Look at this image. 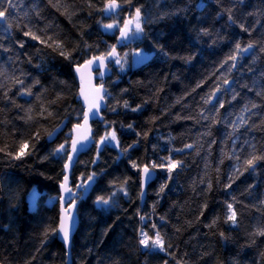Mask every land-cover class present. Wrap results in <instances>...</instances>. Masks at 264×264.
<instances>
[{
  "label": "trees",
  "instance_id": "16d2710c",
  "mask_svg": "<svg viewBox=\"0 0 264 264\" xmlns=\"http://www.w3.org/2000/svg\"><path fill=\"white\" fill-rule=\"evenodd\" d=\"M107 2L12 0L16 7L0 25V149H5L0 151V264H66L65 249L51 229L58 228L67 155L52 153L61 144L68 153L71 131L82 121L74 70L112 45L118 54L125 50L120 35L102 30L113 21L102 10ZM117 3L121 9L113 16L120 26L136 7L141 9L147 23L128 48L151 58L123 74L110 60L108 76L98 81L109 93L102 121L92 123L93 145L70 176L75 189L96 174L77 199L71 264H264V235L256 234L264 228V159L244 165L253 151L264 156V95H257L264 93V0ZM28 21L51 47L23 35ZM9 22L13 27L6 31ZM237 43L253 48L237 53ZM231 55L237 59H228ZM28 88L32 95L22 94ZM137 106L138 111L131 110ZM241 116L246 123L240 124ZM106 122L119 146L99 145ZM61 125L49 142V133ZM22 141L29 143V155L19 160L7 155ZM169 155L180 166L170 179L166 168L152 170L155 179L141 203L139 169ZM122 184L127 195L120 191ZM32 189L38 193L34 210L27 202ZM100 196L111 197L109 204L98 206ZM228 203L237 213L235 225L226 221ZM141 229L150 237L158 230L167 251L142 248Z\"/></svg>",
  "mask_w": 264,
  "mask_h": 264
},
{
  "label": "snow or ice",
  "instance_id": "6c2138e0",
  "mask_svg": "<svg viewBox=\"0 0 264 264\" xmlns=\"http://www.w3.org/2000/svg\"><path fill=\"white\" fill-rule=\"evenodd\" d=\"M239 3H243V0H238ZM15 5L12 3V0H3V3L0 4V21H4L6 19V13L8 14V16H11V12L9 11V9H15ZM121 5L117 3V0H108V2L105 4L104 9H102L104 12L109 13V14H116L118 12V10L120 9ZM198 7H203L202 4L198 5ZM228 11V19L229 21L235 23L233 16H232V9H227ZM27 14H25L26 16ZM37 15H39V13H37ZM31 21H28L27 23H23L22 28L23 29H27L26 31H23V35L26 37H30L32 40H39L41 43L47 44V46L51 47L52 44H48L47 41L45 40H41V37L39 35L36 34V31H33V28L30 26L31 25ZM147 23V20L145 18L142 17L141 14V9L139 7L135 8L134 13L127 19L124 20V23L122 26H120L118 23H113V24H104L102 25V27L105 30H112V29H118L119 33H120V42L126 40L129 38V33H131L132 35L135 36H139L140 34L143 33L144 28H143V24ZM13 27L12 23L9 22L7 23V28L5 29L6 31L8 29H11ZM17 27H21L20 24H17ZM241 29L247 31V29L244 28V25L241 24L240 25ZM37 31H40L39 29H37ZM202 34L204 35H208V31L207 29H203L202 30ZM49 40H51L52 38L49 37ZM19 47L23 48L24 47V42L23 41H17ZM53 43L56 44L57 48H60L61 45L58 42L53 41ZM0 47H2V45H0ZM253 48V44L249 43L247 45L246 48H242L241 45L239 43L236 44L235 46V51L237 53L240 52H247L249 51V49ZM261 51H264V48H261ZM61 55H66V53L64 51H61L60 53ZM127 55V54H125ZM134 55L136 56H141V54L139 52L134 53ZM115 60V63L117 65L121 66V70H123V64L121 59L118 56V53L116 52V46L112 45L110 46V50L107 51L104 54L98 55V56H92L90 59L86 60L84 62V64L80 67H77L76 71L77 72H81V68H85V69H91L93 66H95L97 68V70L100 71V76L101 78L104 75V72L102 71V69H104L106 67V61L109 60ZM147 59V57H141V60ZM230 60L235 61L237 59L236 55H231L229 56ZM227 61H225L226 63ZM234 66V65H233ZM81 79L83 80V74H81ZM17 83L19 84H23V80L17 79L16 80ZM36 83H39V81H36ZM225 83H227V81H225ZM217 91H219V89H217ZM22 94L25 95H32L31 92V88H28L26 90H24L22 92ZM5 97H7V93L5 92ZM81 95H84L83 92H81ZM109 95V93H107L104 89L103 83H101L98 87H96L93 90V95L91 97V99H89L88 97H85V102L88 105L87 110L83 112L82 116H83V124L77 123L74 126L73 131L77 132L78 130L84 128L87 124L88 121L94 117H97L99 115L100 112V108H101V101L104 100L105 96ZM213 96L215 95L214 93L212 94ZM257 95H264V93H257ZM37 99H39V97H37ZM233 99H235V96H233ZM218 103H220L219 101H217ZM14 103V101H13ZM205 103H209V100H205ZM125 108H128V102L125 101L124 105ZM140 106H137L136 108H132V111H138ZM220 107H223V103H220ZM253 108L256 107L255 104L252 105ZM249 109H247V107L245 108V111H248ZM113 111H115V108H113ZM203 119H208L207 116H203ZM29 119H31V117H29ZM102 119V117H101ZM240 121V124H244L246 123V121L244 120V118L241 116L238 118ZM106 131L105 134L100 137V141L99 143L101 145L105 144V143H112L115 142L116 146H119V141L117 138V134L116 131L113 129L111 131L107 130V128H111L110 124H107L106 122ZM239 124H236L235 122L233 123V128L234 130H237L239 128ZM129 128H132V125L128 126ZM209 134L210 133H206ZM54 135V133H49V138L51 139V137ZM137 135H140V133H137ZM145 136L147 135L146 133L144 134ZM88 137L81 135V136H73L72 137V142H71V151L72 153H77L79 151L78 145H82V143L84 141H87ZM134 142L133 145H129V147H134L135 146ZM185 148H193L192 144H187L185 145ZM254 148V146H253ZM29 149V143L27 141H22L19 146L18 149L14 152V153H7V155L11 156L13 159H21L24 156H27L30 154L29 151H27ZM0 151H5V149H0ZM124 151H127V149H124ZM173 151H183L182 149H174ZM98 152H99V148H98ZM60 154H64L67 155V159L68 162L64 164V169L67 172V170L70 168L72 162H73V157L72 155H68L67 150L65 148V144H61L59 145V147H57L52 155L53 156H59ZM249 157L248 159L244 160V165L248 166V167H252L254 162L257 159H264V156H257L255 154V151H253L252 153H249ZM232 157H229V159H231ZM237 160L240 159L239 156L235 157ZM223 161H221L222 163ZM181 161H177V160H173L171 155H169L168 157H162L160 160V163H156L153 162L150 166L145 164L143 166L142 169H139L143 172V181L147 182L149 179H151V173L152 170L156 169V168H161L164 169L166 168L168 174H169V179L171 178V173L178 167L180 166ZM132 167L133 168H139V166L133 162L132 163ZM218 170V169H217ZM238 171V169H237ZM95 173H93L92 175H89L87 177V181L84 184H80L77 185L78 188H84L87 185V182H91L94 181L95 179ZM229 180H233V177H229ZM63 183L60 185L61 189L68 193V197L67 199L63 196L60 197L61 203L63 205V203H68L69 205L73 204V196H72V190L71 188L68 187V181H69V176L67 174L64 175L63 178ZM127 183V180L124 181V184ZM124 184H122L120 186V191L124 192L125 195H127V192L124 188ZM90 186V185H87ZM164 187H166V185L162 186L160 191L163 192ZM212 185L211 183L208 184V188L209 190L211 189ZM226 187H231V184L226 185ZM113 196L115 195V193L112 194ZM141 195L143 196V191L141 192ZM111 199V197L109 198H105L103 196L97 197L96 200V204L98 206H102V205H108L109 204V200ZM204 208H207V204L205 203ZM227 210H228V214L226 216V221H231L233 223V225H235L237 223V213L234 210L233 207V203H228L227 204ZM201 215H203V213H201ZM140 219L143 221L145 219L144 216H141ZM163 219V218H161ZM215 220L213 221V224H215ZM73 223V217L71 215L70 209L69 208H64L62 211V215L60 218V224L58 228H54L51 229L52 233H60L61 234V238L63 239V241L65 242V244H67L69 242V238H70V230H71V226ZM211 226V225H210ZM153 229H156V225L153 224L152 225ZM256 234L258 235H264V228H260L257 230ZM45 235H47V232L45 233ZM221 236H223V233H221ZM139 244L142 246V248L144 249H148L149 251H156L159 250L161 252H166L167 249L165 247V241L164 238L162 237L161 233L157 230L154 233V236H149L147 232H145L143 229L140 230V239H139ZM168 247L170 248L171 245L169 244Z\"/></svg>",
  "mask_w": 264,
  "mask_h": 264
},
{
  "label": "water",
  "instance_id": "95a60500",
  "mask_svg": "<svg viewBox=\"0 0 264 264\" xmlns=\"http://www.w3.org/2000/svg\"><path fill=\"white\" fill-rule=\"evenodd\" d=\"M121 9V7H120ZM120 9L118 10V12L120 11ZM117 12V13H118ZM106 16H112L115 14H109L105 12ZM4 21H0V25L3 24ZM110 61V60H109ZM109 61H106V67L104 69H102V71L104 72L103 77L101 78L100 76V71L97 70V68L95 66H93L90 70L89 69H85V68H81V72H77L76 69L74 70V75L76 78V81L79 84V91H78V98L80 100V103L82 105L83 108V112L87 110L88 105L85 102V97H88L89 99H91L92 95H93V90L99 86L98 81H103L109 74L108 71V67H107V63ZM81 74H83V80L81 79ZM105 89V88H104ZM106 91V89H105ZM81 92L84 93V95H81ZM106 97V96H105ZM105 109V98L103 101H101V108H100V112L99 115L97 117H94L92 119H90L88 121V124L78 130L77 132H74L73 130L71 131V139H70V143H69V149H68V155H72L73 157V162L70 166V168L67 170V172L63 171L64 175L67 174L69 176V181H68V187L71 188L72 190V196H73V204L69 205L68 203H61L60 197L63 196L67 199L68 197V193L64 192L61 187L59 186V223H58V227L60 224V218L62 215V211L64 208H69L71 215L73 217V223L71 226V230H70V238H69V242L67 244H65V242L63 241V239L61 238V234L57 232V240L63 245L65 252H66V264H71V243H72V239L77 231L78 228V218H77V214H76V208H77V199L79 197V194L81 193V191L83 190V188H78L77 186L75 187V189H73L70 185V176L72 173V170L74 168V165L76 164L78 158L86 153L93 145V138H92V123L94 122H101L102 119V111ZM83 116H82V121L80 124H83ZM63 129V125H61L60 127H58L53 133L54 135L50 138H48V141L51 142L55 139V137L62 131ZM87 136L88 140L84 141L82 143V145H78L79 151L77 153H72L71 151V142H72V137L73 136ZM68 162V159L66 160V163ZM64 178V177H63ZM155 179V173L152 171L151 173V179H149L147 182L143 181V172L141 171L140 173V180H141V192L143 191V196L140 195V200L141 203H143L144 199H145V192H146V188L147 186L153 182ZM64 181L62 180V183ZM61 183V184H62ZM60 184V185H61Z\"/></svg>",
  "mask_w": 264,
  "mask_h": 264
},
{
  "label": "rangeland",
  "instance_id": "374dc122",
  "mask_svg": "<svg viewBox=\"0 0 264 264\" xmlns=\"http://www.w3.org/2000/svg\"><path fill=\"white\" fill-rule=\"evenodd\" d=\"M112 19L113 21H111V23L109 24H113V23H118L119 24V19L117 18V16H113L112 15ZM104 33L108 34V35H114V34H117V35H120L119 33V30L118 29H112V30H105L104 28L102 29ZM141 35V34H140ZM139 36H135V35H132L131 33H129V38L120 42V44L124 45L125 46V50L121 53V54H118L119 58L121 59L122 61V64H123V70H121V66L120 65H117L115 63V60L112 59V68L116 71V72H119L120 74H123L125 72H127V70H131L133 68H137L139 67L140 65L144 64L145 62H147L151 56L148 55V54H145L141 51H129L131 45H133V43H135V41L140 37ZM120 41V39H119ZM139 52L141 54V56H136L134 55V53H137ZM127 54V55H125ZM141 57H147V59H144V60H141ZM112 146H116L115 142H112V143H108ZM101 145V144H99ZM38 196V193L35 189H32V191L30 192V194L28 195V198H27V202H28V207L30 210H34L35 209V205H36V198ZM48 204H51V200L48 199Z\"/></svg>",
  "mask_w": 264,
  "mask_h": 264
}]
</instances>
